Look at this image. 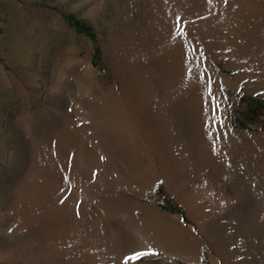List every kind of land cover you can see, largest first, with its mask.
<instances>
[{
    "label": "rangeland",
    "instance_id": "374dc122",
    "mask_svg": "<svg viewBox=\"0 0 264 264\" xmlns=\"http://www.w3.org/2000/svg\"><path fill=\"white\" fill-rule=\"evenodd\" d=\"M125 1L0 0V252H7L13 249V247L18 248L22 241V236L20 234L17 233L14 237L8 234L14 230L18 231V225L21 222L20 217L16 218L13 215L12 205L16 197V190L20 182L22 183V180L25 179L28 170L34 164V153L37 147L36 134L44 135L59 130H64L65 132L67 128V116L62 113V111L68 110L71 104H73L70 88L73 87L76 90L79 88L77 76L83 72L84 64L77 63L78 58L86 59L88 56L87 59L89 61L99 66L101 69L100 77L104 83L105 89L111 88L114 84L119 86L122 81L128 78L125 73V66L129 63L126 54L129 53V48L135 38L136 42H139L138 40H140L139 38L141 37L140 31L142 30L140 27L142 25L145 27L153 18L150 13L151 9H149L145 0H139V2L138 0ZM169 1L170 8L172 9L170 13L174 15L172 24L174 27L171 31V37H174L173 35L180 32L181 29H183L182 27L186 29L184 28L185 30L183 29V31L179 33L181 35H187L191 33L192 30V34L194 33V40L200 42L201 47L208 48L211 54L216 58V63L220 71L226 73L231 79L237 78L239 73L245 74L242 75L241 81H239V90L235 91L233 87L224 85L223 83V93L226 101L230 104V136L218 137L214 146L215 150L213 151V144L207 137L206 128L204 129V138H206V143L209 144L206 145V148L208 147L207 149L214 154L215 161L219 163L218 167L212 165L211 167L207 166L201 156V149L200 146H198L200 143L197 144L199 141L197 140L195 129H193L194 126L192 127L193 124L191 123L190 116V113L195 115L197 112V106L195 104H193L191 108H182L177 105V103H168L169 105L167 104V107L160 106L163 113H167V115L163 118L162 115L158 116L160 117V121L162 119L161 124L165 123V121L163 122L164 118L166 120L168 119L170 123V125L167 124L164 127L158 124L159 128L160 126L162 128V134H160L162 138L158 143V152L161 153L162 157L159 160L164 163V166L166 165L165 168L173 169L172 171H174L173 174L177 182L191 189L193 185H198L200 180H212L211 182H213L214 185L216 184L215 186L218 185L220 189L222 188L225 191L226 205H223L224 207L221 206L224 212L219 215L223 222L227 221L226 226L229 228L228 232H232L233 234H230L231 236L236 238V235H238L237 233H239L235 242H237V245H240L239 253H243V255L237 254L236 261L240 262L244 260L246 256L241 246L243 245L242 242H245V239L240 235L241 233L239 231L245 229L249 223L251 225L264 226V55L261 57V52L264 51V25L261 24L264 22V16L261 15L258 18L261 20H257L256 24L250 26V30L256 31L259 36L257 43L259 47L256 44L254 45L256 47H253V49L256 48L255 50L257 51H247L243 55L244 58H242L245 60L243 62L246 63L241 64L242 60H239L238 62L241 66L238 68L231 65V60L239 58V55L237 56L238 52L234 50L236 44H233V46L230 44L229 46L227 45V42H230V40L226 37V20L222 19V16H220L221 11H223V16L226 17L228 12L238 8L239 4L236 0H227V3H225V0H192L193 2L191 5H186L185 0ZM215 1H218V6ZM187 9H191L192 13L186 11ZM76 20H81L89 26L92 31L91 35L80 29ZM206 24L214 29V34L211 33L210 35H206V29H197L201 25L204 26ZM199 31L201 33H199ZM203 33H205V35ZM135 35L137 37H135ZM130 39L132 40L130 41ZM247 39L248 41H253L256 38L249 37L246 38V40ZM124 61L126 63H124ZM153 61L155 60H151L146 51L142 54L141 58L139 57V67L142 71L148 73L149 80L152 78L150 84L155 87L154 89L152 87V94H159L158 96H161L163 93V83L166 78V68L161 63L159 64V62ZM74 62H76L77 65ZM72 65L75 66L73 67ZM246 67L248 68L246 69ZM64 73L66 74L64 75ZM160 73L162 76L159 75ZM156 81H158V83ZM39 85L41 87H39ZM32 88H34L33 91ZM47 95L49 96L47 97ZM80 96L85 102L84 105L86 104L87 106L90 105L89 102L94 100L93 93L89 88H84ZM103 101H109L107 93L104 95ZM58 106L60 107L57 108ZM149 107L150 116L154 117L153 106L150 105ZM105 109L104 111L101 109L97 110L94 113L97 117L91 114L93 116V118L91 116L93 119V121L91 119V129L93 127L94 130L85 132V127L81 124L70 125L68 129L72 134L71 141L65 149L61 146V150L58 139L56 138L53 139L52 145L48 147L44 146L43 148L45 153L48 151V157L53 155L58 157L57 159L59 162H57L56 168H59L58 170L61 172L62 176H64L65 188H62V190H66L64 193L67 192L63 194L61 200L65 202L71 190L74 188L72 182L73 179L78 177L77 170L80 172L79 177L82 176L81 180L84 181V183H82L85 184L84 186H86L92 194L86 196H89V198H93L92 196H94L93 199H89L91 201L93 200V203L86 199V196L82 198V207H79V215L84 214L83 211L85 208H90L91 211L100 209L102 203L100 197H103L102 194L107 196L106 191L108 190V186L106 185L107 182L112 180L111 174H106V180L101 181L102 177L105 176L104 172H108L109 170L112 171L115 169L116 165V168H120V166L123 167V161L121 160L120 162V159L115 156V143L113 139L111 140V138H113V135H111L113 134L112 127L108 128L101 126L102 122H106L105 119L107 118L110 122H113L114 113H112L111 107L110 109ZM169 117L172 118L170 119ZM50 119L51 121L56 120L58 124L54 123V125L48 126L51 122ZM44 126L45 128L47 127L46 130ZM109 129L110 131H108ZM47 130L48 132H45ZM215 132H217V130L213 129L214 138L217 137V134L219 135V132ZM177 141L181 144L176 143ZM81 150H84V152L88 154L87 158L82 159L80 157ZM117 159L118 161L116 162ZM90 169L94 170L91 174L89 173ZM86 177H88L87 180ZM96 179H99V181ZM66 180L68 182H66ZM157 183L153 185L152 192L162 199V202L156 201L155 199H152L151 202L153 204H159L162 210L174 214L180 213L184 220L190 219L191 221L192 218L188 213V204L177 198L176 194L169 189L163 178ZM218 186L217 190L219 188ZM94 192L97 195H95ZM211 201H214V199L208 197L206 203L209 205ZM207 204H204L203 207L210 211L212 208H208ZM98 206L100 207L98 208ZM114 207L116 211L110 214L111 216L109 215L108 220L114 219L119 224H122L123 228L120 229L118 226H115L114 229L111 223V225L108 226L107 220L105 230L109 233L111 228V234L115 232L111 244L115 245L116 254H108L107 256L104 254V251H98V261L99 263L103 262L105 264L108 262V264H116L118 262L130 264L132 263L131 261L134 260L133 258H135L134 256L136 254L134 256H129V254L126 255L124 254L123 248L126 239L133 233V227L131 225H123L126 223L124 214H122V211L117 210L120 208L119 206L114 204ZM4 213H6V215ZM47 213L49 212L47 211ZM84 224L85 221L83 218V228ZM194 224L195 227L198 228V224L195 222ZM252 228L256 229L255 227ZM256 235L264 240V231L256 233ZM83 241L84 237H81V247H83ZM250 242L254 243V237L250 238ZM58 243L57 239L52 241L49 250L47 249L46 253L40 256V258L44 256L46 260L49 259V264L88 263L84 253H81L80 261L74 260L70 253H63L58 256ZM72 245L73 244H70L71 247ZM64 247L66 248V245ZM186 247L185 249H188V246ZM207 250V248L204 249V255L201 257L202 263L187 261L180 255H173L168 258H161V256H145L138 258V262L139 264H215L210 258V253H208L209 251ZM21 255H24V257L28 259L30 252L29 250H25L22 251ZM55 256L58 259H56ZM0 263L5 264L6 262Z\"/></svg>",
    "mask_w": 264,
    "mask_h": 264
},
{
    "label": "bare ground",
    "instance_id": "6f19581e",
    "mask_svg": "<svg viewBox=\"0 0 264 264\" xmlns=\"http://www.w3.org/2000/svg\"><path fill=\"white\" fill-rule=\"evenodd\" d=\"M236 1L239 4L238 8L232 9L230 12H228V15L226 17L223 16V11H221L220 16H222V19L226 20V37L228 38V40H230V42H227V45L229 46L230 44L233 46V44H236L234 50L238 52L237 56L239 55V58H234L233 60H231V65L240 68L241 65L238 62L239 60H242L241 64L246 63L243 62L245 61L242 59L244 58L243 55L247 51H257L255 50L256 48L253 49V47H256L254 45L258 43L259 36L256 31L250 30V26L252 24H256L257 20H261L258 19L261 15L264 16V0ZM145 2L149 6V9H151L150 13L152 14L153 20L150 19L151 21L149 23L146 22L148 24L145 27H143V25L140 27L142 30L140 31L141 37L139 38L140 40H138L139 42H136V38H133L134 41L129 48V53L126 54L129 63L125 66V73L127 74L128 78L122 81L119 86L117 84H114L111 88L105 89L104 83L100 77L101 69L99 68V66H96L94 63L89 61L87 59L88 56L86 57V59L78 58L77 63L84 64L83 72L77 76L79 88L77 90L73 87L70 88L73 104H71V106L69 105L70 107L68 108V110L62 111V113L67 116V128L65 132L64 130H59L57 132H51L44 135H41L40 133V135L36 134L35 138L37 147L34 153V164L28 170L25 179L22 180V183L20 182V185L16 190V197L13 201V205L10 204L13 207V215L16 218L20 217L21 222L18 225V231L14 230L15 232L13 231L10 232L11 234H8L9 236L14 237V235L18 233L22 236V241L19 244L18 248L13 247V249L7 252H0V262H6L8 264H49V259L46 260L44 256L41 258L40 256L46 253V250H49L51 246L50 243L57 239L59 242L57 250L58 256L62 255L63 253H70L74 260L80 261L81 253H84L86 261L88 262L87 264H105L103 262L99 263L97 256L98 251H104V254H106L107 256L108 254H116L114 247L115 245L111 244V240L113 239L115 232H113L114 234H111V228V231L108 229L109 233L105 230L109 215L115 213L116 211L114 207V204H116L120 207L117 210L122 211V214H124L126 223L123 225H131L133 227L132 235H130L126 239V242L124 244L123 250L124 254L126 255L129 254V256H134L137 252L146 253V255L142 257L161 256V258H168L173 255H180L187 261L202 263L201 257L202 255H204V249L207 248V251H209L208 253H210V258L215 264H264V240L260 239L259 236L256 235V233L264 231V226L251 225L249 223V225H247L245 229H241L239 231L241 233L240 235H242L245 239V242H242L243 245L241 246L246 258L240 262H237L236 259L237 254L240 252V245H237L235 239L238 237L239 233L236 232L238 234L236 235V238L234 236H231L230 234H232V232L229 233V228L226 226L227 221L223 222L221 216L219 215L220 213L224 212L221 206L224 207L226 205L225 191L222 188L220 189L218 185L217 186L219 188L217 190V186H215L216 184L214 185L213 182H211L212 180H200L198 182V185H193L191 189L182 184L180 185L177 182V179L174 177V171H172L173 169L171 170L165 168L166 165L164 166V163L159 160L162 155L158 152V143L162 138V136L160 135L162 134L161 126L164 127L167 124L170 125L168 119L166 120L165 118L163 119V122L165 121V123L161 124L162 119L160 121V117L158 116L162 115L163 118L167 115V113H163L160 106L167 107L168 103H177V105L182 108H191V106L195 104L197 106V112L195 115L190 113V116L191 123L193 124L192 127L194 126L193 129H195L196 137L199 141L197 144L200 143V145L198 146H200L201 149V156L203 157L207 166L211 167L212 165L218 167L219 163L215 161L216 159H214V154L209 149H207L208 147L206 148V145L209 144L206 143V138H204V123L206 117L204 98L208 94V80L209 78L211 79L213 89L212 94L217 97L219 103V109L217 113L219 119L216 122L215 128L216 130H218L217 132H219V135L217 134V137L226 135L230 136V104L225 99V95L223 93V83L224 85L233 87L235 91L239 90V81H241L242 75L245 74L239 73L237 78L231 79L226 73L220 71L216 63V58L211 54L208 48L201 47V43L197 42V40H194V33L192 34V30L191 33L187 35L178 34L181 33L180 31L173 35L174 37H171V31L174 27L172 26L174 15H171L170 13L172 9L170 8L169 0H145ZM192 2V0H185L186 5H191ZM215 2L218 6V1ZM186 11L192 13L191 9H187ZM263 23L261 24L264 25ZM202 25L200 27L197 26L199 27L197 29H206V35H210L211 33L214 34V29L212 27H210L208 24L204 26ZM182 28L184 29L185 27ZM199 33L201 32L199 31ZM203 34L205 35V33ZM135 37L137 36L135 35ZM249 37L256 39L253 41H248V39L246 40V38ZM131 40L132 39H130V41ZM146 51L151 60H155L159 62V64L161 63L166 68V78L163 83V93L161 94V96H158L159 94H152L153 86L150 84L152 78L149 80L148 73L142 71L139 67V57L141 58L142 54ZM263 52H261V57L262 55H264ZM74 63L76 64V62ZM124 63L126 62L124 61ZM247 68L248 67H246V69ZM188 69H191V72H189ZM66 73H64V75ZM159 75H161V73ZM156 82L158 83V81ZM39 87L41 86L39 85ZM84 88L91 89L94 97V100L92 102H89L90 105L88 106L86 104L84 105L85 102L80 96ZM154 88L155 87H153V89ZM33 89L34 88H32V91ZM106 93L108 95L109 101L104 102V95ZM48 96L49 95H47V97ZM148 105L153 106L152 108L154 111V117L150 116V107ZM59 107L60 106H58L57 108ZM110 107L112 109V113H114V117L112 119L113 122H110V120H108L107 118L105 119L106 122H102L101 126L108 128L112 127L111 129L113 131V134L111 135H113V138H111V140L113 139L115 143V156L120 159V162L121 160L123 161V167L120 166V168H116V165L115 169H113L112 171L109 170L108 172H104L105 176L102 177L101 181L106 180V174H111L112 180L107 182L106 185L108 186V190L106 191L107 196H104L105 194H102L103 197H100L102 201L101 207L98 206V208L100 207V209L91 211L90 208H85L83 211L84 214L79 215V210L82 207V198L86 195L92 194L90 193L88 188L84 186V181L81 180L82 176L79 177L80 172L79 170H77L78 177L75 179L72 178L73 182L71 180L74 188L71 190V193L69 194L66 201L61 203L60 200L63 197V194L67 192L64 193V191L66 190H62V188H65L63 178L64 176H62L61 172L58 170L59 168H56V164L57 162H59L57 159L58 157H55L54 155L48 157V151L47 153H45V150L43 148L44 146L48 147L49 145H52L53 139L56 138L58 139L60 147L62 146L64 147L63 149H65V147L68 146L71 141L72 134L68 129L70 125L81 124L85 127V132L94 130L93 127L91 129V119L93 118L91 114L94 115L97 110L101 109L102 111H104L105 108L110 109ZM174 116L172 117L175 118ZM220 121H222L223 123H221ZM54 123L58 124L56 123V120H54L51 121L48 126H52L54 125ZM158 124H161L160 128ZM48 130L45 132H48ZM108 131H110V129ZM176 143H178V141ZM80 153V157L82 159L87 158L88 154L85 153L84 150H81ZM117 161L118 159L116 160V162ZM93 171V169H90L89 173L91 174V172ZM88 177H86V180ZM162 178L167 183L169 189L176 194L177 198L188 204V213L193 221H190V219L184 220L180 213L174 214L172 212L162 210L159 204H153L151 202L152 199L162 202V199L154 195V193L152 192L153 185L159 182ZM96 180L99 181V179ZM66 182L68 181L66 180ZM94 194L97 195L95 192ZM86 197V199L88 200L94 198V196H92L93 198H89V196ZM208 197L214 199V201H211V204L209 205L206 203ZM204 204H207L208 208L210 207L212 209L210 211L204 209ZM47 211L49 213H47ZM4 214L6 215V213ZM82 215L85 221L84 228L82 227ZM194 222L198 224V228L195 227ZM110 223L112 224V227H114V229L115 226H118V228L120 229L123 228L122 224H119L114 219L108 220V226L111 225ZM252 227H255L256 229H253ZM81 237H84L82 245L83 247H81ZM251 237H254V243L250 242ZM69 243L73 244L72 247ZM65 245L66 248L64 247ZM67 246L70 248H68ZM186 246H188L189 250L185 249L187 248ZM25 250H29L30 259L29 257L27 259L26 257H24V255H21L22 251ZM238 255H243V253L241 252ZM56 259L58 258L56 257ZM133 259L134 260H132V263L130 264H139L137 258ZM116 264L122 263L118 262Z\"/></svg>",
    "mask_w": 264,
    "mask_h": 264
},
{
    "label": "snow or ice",
    "instance_id": "6c2138e0",
    "mask_svg": "<svg viewBox=\"0 0 264 264\" xmlns=\"http://www.w3.org/2000/svg\"><path fill=\"white\" fill-rule=\"evenodd\" d=\"M225 3H227V0H225ZM178 20H179V18H178ZM177 26H179V25H177ZM182 31H183V29H181V32ZM201 55H202V53H201ZM188 71L191 72V69H188ZM207 89H208V94L204 98L205 112H206L205 128L207 130L206 134L208 135V137L210 139V142L213 144V150H215L214 146H215V144L217 142L218 137H216V138L213 137V129L216 128V122L219 119V117L217 115L218 109H219V103H218L217 97H215L212 94L213 93V89H212V82H211L210 78L208 80ZM220 122L223 123L222 121H220ZM63 202L64 201L61 200V203H63ZM144 255H146V253L137 252L136 255H135V258L138 259V258H140V257H142ZM129 259H131V258H129Z\"/></svg>",
    "mask_w": 264,
    "mask_h": 264
},
{
    "label": "trees",
    "instance_id": "16d2710c",
    "mask_svg": "<svg viewBox=\"0 0 264 264\" xmlns=\"http://www.w3.org/2000/svg\"><path fill=\"white\" fill-rule=\"evenodd\" d=\"M76 23L78 25V27L82 30H84L85 32L89 33L91 35V29L89 26H87L83 21L81 20H76Z\"/></svg>",
    "mask_w": 264,
    "mask_h": 264
}]
</instances>
